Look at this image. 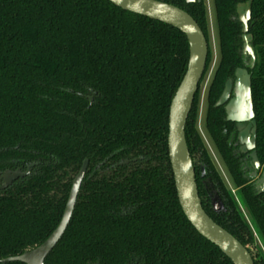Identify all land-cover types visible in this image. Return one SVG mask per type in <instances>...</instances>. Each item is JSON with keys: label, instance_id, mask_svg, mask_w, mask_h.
<instances>
[{"label": "trees", "instance_id": "16d2710c", "mask_svg": "<svg viewBox=\"0 0 264 264\" xmlns=\"http://www.w3.org/2000/svg\"><path fill=\"white\" fill-rule=\"evenodd\" d=\"M160 1L186 10L207 37L202 2ZM241 1L214 0L220 61L208 92L207 126L264 242V194L242 177L223 142L222 110L213 108L242 66L241 27L233 19ZM250 33L256 149L264 163V0H252ZM188 55L178 29L108 0H0V167L39 162L0 192V260L51 234L88 159L70 222L45 264H232L183 214L169 162V107ZM210 61L209 52L202 79ZM195 108L196 100L185 138L202 207L246 244L251 230L195 130ZM196 157L223 192L224 212L212 211ZM132 158L138 160L118 165Z\"/></svg>", "mask_w": 264, "mask_h": 264}, {"label": "water", "instance_id": "95a60500", "mask_svg": "<svg viewBox=\"0 0 264 264\" xmlns=\"http://www.w3.org/2000/svg\"><path fill=\"white\" fill-rule=\"evenodd\" d=\"M124 11L141 15L164 24L170 25L182 32L188 41L189 55L186 71L178 85L169 107L168 114V134L167 151L171 170L174 179L177 199L181 210L193 228L207 241L214 244L227 256L233 264H254L253 259L247 250L231 233L218 225L203 209L196 182L194 165L189 153L185 138V125L189 113L192 109L195 94L198 91L199 83L202 79L208 55V45L206 38L193 17L183 9L158 0H108ZM194 2L195 0H186ZM251 0L246 4L237 5L239 21L242 24V52L244 56H249L247 65L249 69L254 68L256 55L252 42V35L248 33V20L250 19ZM233 88V89H232ZM232 98L225 107L227 119L237 122V128L242 130V121L254 117L252 93H251V73L245 68H237L235 71L234 84L232 80L226 82L224 91L217 102V105L224 103L230 95ZM253 138L250 146H255L256 122L252 120ZM241 142H244L242 132ZM245 150V148H244ZM255 167H259L256 153L253 151ZM134 162L136 159L124 160L119 165ZM88 159H84L79 170L74 175L65 207L61 219L51 234L39 245L25 250L15 256L6 257L0 260L1 264L21 262L24 264H45V259L53 250L55 245L64 234L72 217L77 196L86 174ZM28 171L22 172L7 170L4 175V183L1 189L8 187L12 181L24 177ZM258 189H264V171L256 181ZM214 210L222 207L215 199L212 202Z\"/></svg>", "mask_w": 264, "mask_h": 264}, {"label": "flooded vegetation", "instance_id": "af4514ba", "mask_svg": "<svg viewBox=\"0 0 264 264\" xmlns=\"http://www.w3.org/2000/svg\"><path fill=\"white\" fill-rule=\"evenodd\" d=\"M158 1H160V0H158ZM161 2H163V1H161ZM184 2H185V4H188V5H190V4L191 5L192 4H197V3H200V2L203 3V5L205 7V11H206L205 14H206L207 25H208L207 26L208 35L205 38H206L207 45H208V53L210 52V54H211V50H212V45H211V37H210L209 20H208V18H209V15H210V11L213 12L214 23H215V27H216V47H217V50H218L219 60H218V63L216 65L215 69H214L212 78H211V80H210V82H209V84L207 86V89H206V94H205V108H204V112H203V116H202V124H203V129H204L205 135L207 137V140L212 145L213 149L215 150L216 154L218 155V157H219L222 165L224 166V168H225V170H226V172H227V174H228V176H229V178L231 180V176H230V174H229V172H228V170L226 168V165L224 163V160L222 158V155L219 152L218 145H217V143H216V141L214 139V136H212V134L210 133V131L208 129V126H207L208 113H209L208 92H209L211 83L213 81L214 73H215V71H216V69H217V67L219 65V61H220V46H219V37H218V31H217V22H216V14H215L214 0H195L194 2H187L186 0H184ZM247 2H248V0H243V1H241V2H239V3L236 4V7H235L236 16L233 17V19H237V21L240 23V27H241V30H240L241 31V34H240L241 42H242V24L239 21V17H238V13H237L236 9H237V5L238 4H241V3L242 4H246ZM176 7H178V6H176ZM184 11H186V10H184ZM251 12H252V0H251V6H250V19L248 20V33H250ZM252 42H253V36H252ZM252 42H251V45L253 46ZM242 46H243V42H242ZM242 46H241V49H240V52H241V55H242V66L237 67V68H245L252 75V70L253 69L250 70L249 69V66L247 65V62L249 61V56H244V54L242 52ZM254 51H255V48H254ZM255 55H256V52H255ZM210 63H211V61H210ZM210 63H209V66H210ZM254 67H255V65H254ZM237 68H235V71H236ZM235 71H234L233 77H230V78H228L225 81L224 86H223V89H222L220 95L218 96V98L216 99V101L213 104V108L222 110V114L223 115H222V119H221V123H220L221 125L220 126H221L222 135H223V142H224L226 148L229 150L232 158L237 162V164L239 166V171L241 172L242 177L245 180H247V185H250L257 195H262V194H264V189H262V188L258 189L257 186H256V181L261 177L262 172L264 171V163H262L260 161V159L258 157V154H257V149H256L257 121H256V118H255V112H254V117L252 119H248V120H245V121H242L241 122L243 126H242V130L240 131L237 128V122H234L232 120H228L227 119V114H226V110H225L226 105L228 104V102L232 98V93H233L232 92V89L233 88L231 89L230 95L227 98V100L224 103H222L220 105H217V102L219 101V98H220V96L222 95V93L224 91L226 82L228 80H232V83L234 84ZM201 83H202V81H200L199 86H198V91L195 94V98L196 99L194 98V100H196V108H195V112H196L195 130H196V132H197L200 140L202 141V144H203V146H204V148H205V150H206V152H207V154L209 156V159H210V161H211L214 169L218 173V176L222 179V181L225 184L226 188L230 190V192H231V194H232V196H233V198H234V200L236 202V205H237V207H238V209H239V211H240V213L242 215L243 220L246 222V224L249 226V228L251 230V233H252L253 238H252V240L250 242H247L246 244H242L239 240L238 241L244 247L247 248V250L249 251V253H250V255H251L252 259H253V263L254 264H256V262H257V264H264V248H263V245H262L263 240L261 239L262 240V242H261L256 237L257 234L255 233V229H257V228H256V226H255V224H254V222H253V220L251 218V215H250L248 209L244 206V204L242 203V205H241V203H239V201H238V198L235 196V192L237 190L235 188L230 189L227 186V184L225 183V181H224V179L222 177V174L219 171V169L217 168V166H216L213 158L210 156V153L208 151L206 142L202 138V136L200 134V131L198 129L197 124H198V115H199V96H200V91H201ZM90 92L92 93V95L87 96V97H88L89 101L92 102L94 93L91 90H90ZM252 120H255V122H256L255 146L253 148H250L249 149L248 147L250 146L251 141H252V138H253V133H252L253 125L251 124L252 123ZM241 132H242V136H243L244 142H241L240 137H239L240 134H241ZM244 148H245V150H244ZM253 151H255L257 161L260 164L258 168L255 167L254 159H253L252 154H251ZM132 159H136V161L138 160L137 158H132ZM132 159H125V160H132ZM122 161H124V160H122ZM122 161H120V162H122ZM136 161H134V162H136ZM195 161H196L197 165L199 166V176H200L201 186H202L204 192H206V194H207V196L209 198V202H210L212 211L215 214H219L221 212H224L225 211V205H224V202H223L224 201V199H223V196H224L223 192L218 187V184L213 181L212 177L207 174V172L205 170V165L199 159V157H196L195 158ZM134 162L130 161L128 164H124V165H121V166H127L130 163H134ZM37 165H39V162L38 161H32V162H28V163H22V162H19V161H15V165H13L12 167H7V168H1L0 167V192L9 189L19 179H22V178H24L26 176H29L31 174V172L33 171V169ZM17 169H20L22 172L28 171V174L26 176H24V177H21V178H18L16 180L12 181V183L10 185H8V187H6L4 189H1V186L4 183V179L2 178L3 175H4V173L7 170L15 171ZM87 169H88V167H87ZM85 176H86V174H85ZM85 176H84V178H85ZM82 183H83V181H82ZM214 199H215L216 202L220 203L221 206H222V207L218 208V210H214V208L212 206V202L214 201ZM263 244H264V242H263ZM230 262H231V260H230Z\"/></svg>", "mask_w": 264, "mask_h": 264}, {"label": "rangeland", "instance_id": "374dc122", "mask_svg": "<svg viewBox=\"0 0 264 264\" xmlns=\"http://www.w3.org/2000/svg\"><path fill=\"white\" fill-rule=\"evenodd\" d=\"M208 20H209V30H210L211 45H212V50H211V58L212 59H211V63H210L209 69L207 70V73L204 76V78L202 79V83H201V91H200V96H199V115H198V124H197V126H198V129L200 131V134H201L202 138L206 142V145H207L208 151L210 153V156L213 158L217 168L221 172L225 183L227 184V186L230 189H232L233 188L232 182H231V180H230V178H229L224 166L222 165L218 155L216 154V152L213 149V147L210 144V142L207 140V137H206L204 129H203V124H202V116H203V112H204V108H205L206 89H207V86H208V84H209V82H210V80L212 78L214 69H215V67H216V65L218 63V60H219L218 50H217V47H216V27H215L214 16H213V12L212 11H210V15H209ZM235 196L238 198L239 203H241V205H242V202L240 201V199L238 197L237 191L235 192ZM255 233L257 234L256 237L262 242L261 237H260L259 232L257 231V229H255ZM262 245H263V248H264L263 242H262Z\"/></svg>", "mask_w": 264, "mask_h": 264}]
</instances>
